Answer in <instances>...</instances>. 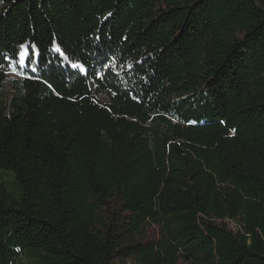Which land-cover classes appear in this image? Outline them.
Segmentation results:
<instances>
[{
  "label": "trees",
  "instance_id": "1",
  "mask_svg": "<svg viewBox=\"0 0 264 264\" xmlns=\"http://www.w3.org/2000/svg\"><path fill=\"white\" fill-rule=\"evenodd\" d=\"M180 260L264 264V0H0V264Z\"/></svg>",
  "mask_w": 264,
  "mask_h": 264
},
{
  "label": "rangeland",
  "instance_id": "2",
  "mask_svg": "<svg viewBox=\"0 0 264 264\" xmlns=\"http://www.w3.org/2000/svg\"><path fill=\"white\" fill-rule=\"evenodd\" d=\"M29 55H30V51L28 49V55L25 58L24 66H26V61H27ZM34 55H35V57H37V54H36L35 50H34ZM5 186H6L7 190L10 193H12L14 196H16V197L19 196V191H18L15 183L5 184ZM105 211H106V214H107L105 216V219L109 218V216L117 215L119 213V211H120V209H119V201L118 200H111L110 203H109V206L107 207V209H105ZM158 235H159L158 226H151V227H148L145 230L143 238H144L145 242H153V241L158 239ZM177 264H185V263L180 260Z\"/></svg>",
  "mask_w": 264,
  "mask_h": 264
},
{
  "label": "snow or ice",
  "instance_id": "3",
  "mask_svg": "<svg viewBox=\"0 0 264 264\" xmlns=\"http://www.w3.org/2000/svg\"><path fill=\"white\" fill-rule=\"evenodd\" d=\"M33 48H34V46H33ZM53 50L56 51V52H60L59 47L56 46L55 43H53ZM18 55H19L20 58L17 60V63L21 67H23L24 66V63H25V58L28 55V49H27V46L26 45H23V44L20 45V52L18 53ZM5 59H7V58H5ZM8 67L11 69L12 72H16L17 71L16 67L14 65H12V64H9ZM34 70L35 69H33V71Z\"/></svg>",
  "mask_w": 264,
  "mask_h": 264
}]
</instances>
